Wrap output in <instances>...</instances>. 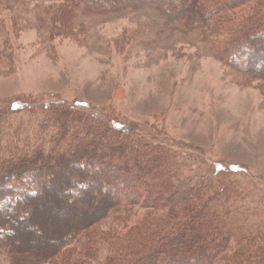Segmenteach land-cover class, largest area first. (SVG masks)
Listing matches in <instances>:
<instances>
[{
    "label": "rangeland",
    "instance_id": "374dc122",
    "mask_svg": "<svg viewBox=\"0 0 264 264\" xmlns=\"http://www.w3.org/2000/svg\"><path fill=\"white\" fill-rule=\"evenodd\" d=\"M249 5L233 7L224 18L235 20ZM166 13L171 9L160 0L117 15L90 14L64 0H0V113L9 116L1 148L6 135L8 147L18 142L24 149L29 138L27 148L47 150L55 133H72L68 123L62 121L60 131L45 119L46 105L78 119L97 117L111 131L118 124L171 149L187 182L197 174L215 177L216 164L222 165L221 181L236 190L238 227L262 235L264 79L250 80L217 58L220 37L202 40ZM50 200L54 208L47 207ZM40 202L37 220L62 222L50 211L61 209L56 201ZM125 213L123 231L145 211ZM111 218L98 226L100 234H120L110 228Z\"/></svg>",
    "mask_w": 264,
    "mask_h": 264
},
{
    "label": "trees",
    "instance_id": "16d2710c",
    "mask_svg": "<svg viewBox=\"0 0 264 264\" xmlns=\"http://www.w3.org/2000/svg\"><path fill=\"white\" fill-rule=\"evenodd\" d=\"M143 1L64 0L95 15H117ZM160 1L171 9L167 17L181 19L202 40L220 37L216 56L230 68L264 79V0H205L203 7L197 0ZM248 2L235 20L224 18ZM45 108L58 130L62 121L73 129L51 136L47 150L27 148L29 138L24 149L18 142L8 147L7 135L2 149L9 116L0 113V264H264V234L238 227L236 190L221 181L222 165L215 177L197 174L187 182L171 149L118 124L111 131L97 117ZM46 198L61 207L50 210L59 212L57 226L37 220ZM47 205L54 208L51 200ZM135 209L145 213L123 231L125 212ZM110 216L120 234H100Z\"/></svg>",
    "mask_w": 264,
    "mask_h": 264
}]
</instances>
